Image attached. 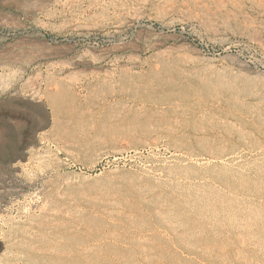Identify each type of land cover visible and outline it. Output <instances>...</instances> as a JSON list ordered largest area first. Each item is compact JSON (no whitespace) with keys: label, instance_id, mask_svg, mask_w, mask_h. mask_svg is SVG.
I'll return each mask as SVG.
<instances>
[{"label":"rangeland","instance_id":"obj_1","mask_svg":"<svg viewBox=\"0 0 264 264\" xmlns=\"http://www.w3.org/2000/svg\"><path fill=\"white\" fill-rule=\"evenodd\" d=\"M124 71L219 132L169 135ZM0 264H264V0H0Z\"/></svg>","mask_w":264,"mask_h":264},{"label":"bare ground","instance_id":"obj_2","mask_svg":"<svg viewBox=\"0 0 264 264\" xmlns=\"http://www.w3.org/2000/svg\"><path fill=\"white\" fill-rule=\"evenodd\" d=\"M151 31H152L151 35L153 37H155V42L151 43L150 46L158 47V46H161V45L167 43L168 40H172L175 43H177V42H180V40L182 39V37L180 35H174L171 33L170 34L167 33L164 30V26L159 27L157 30L153 29ZM151 72H154V71L152 70ZM155 74H157V73H155ZM155 74H146L143 72H132V73H130V72L124 71L123 75L113 76L111 73V75L114 78L113 80L117 83L118 82L120 83V85L118 86V87H120L118 89L119 95L122 96V94L124 93L125 95L127 94L129 96V98L130 97L134 98L136 101H139V102L140 101H143L144 103L145 102H152L155 104V108L162 106V108L164 110H166V112H164L166 114H168L169 112H176L177 113V114H172V115H174L177 118L178 124H176V126H175L176 128L173 127L174 129H170V130L168 129L169 135L177 134V132L179 130H181L183 132H187V133L189 132V134L193 138H196V141H197L198 137L201 138V137H203V136L205 137L207 135L208 136L214 135L216 132H219L218 129L221 126L220 122H218L217 120H216L217 122H215V121L214 122H208L205 120V119L213 118V113H212V109L210 108V106H207L203 100H199V99L191 97L186 92L178 91L173 86L174 84H172L171 81L164 79L162 76H159V75L156 76ZM109 78H111V77H109ZM122 82L123 83L126 82L127 84H129L127 90L124 89L123 86H121ZM115 85H116V83H115ZM173 87L176 89V91L174 90ZM106 88H104V89H106ZM111 92H113V91H111ZM109 93H108V96H109ZM101 95H102V93H101ZM102 98L103 97H101V99ZM129 98H128V100H129ZM122 99H124V98H122ZM97 100H99V99H97ZM180 113L182 114V117L180 115H178ZM216 116L217 117H225V115L223 114V112L220 109H218L215 112V117ZM186 118H189V119L190 118L191 119L201 118L202 121H204L203 122V128L200 126L189 125V123L184 124V121ZM167 120L169 121L170 119L168 118ZM172 120H170V121H172ZM168 121L166 123H169ZM181 122H182V124H180ZM196 125H198V124H196ZM171 128H172V125H171ZM179 133H180V131H179ZM180 144H179L180 146L177 147L179 150L178 152L188 153L189 149H190L189 147H187L188 145L186 146L184 143H180ZM71 259H72V257H71Z\"/></svg>","mask_w":264,"mask_h":264}]
</instances>
